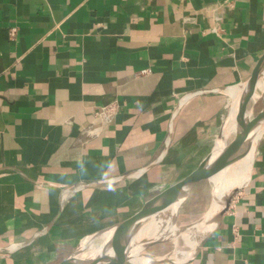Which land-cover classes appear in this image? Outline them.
Instances as JSON below:
<instances>
[{
  "label": "crops",
  "instance_id": "crops-1",
  "mask_svg": "<svg viewBox=\"0 0 264 264\" xmlns=\"http://www.w3.org/2000/svg\"><path fill=\"white\" fill-rule=\"evenodd\" d=\"M263 52L264 0H0V264L57 262L195 166ZM181 264H264V132Z\"/></svg>",
  "mask_w": 264,
  "mask_h": 264
},
{
  "label": "water",
  "instance_id": "water-1",
  "mask_svg": "<svg viewBox=\"0 0 264 264\" xmlns=\"http://www.w3.org/2000/svg\"><path fill=\"white\" fill-rule=\"evenodd\" d=\"M263 63L264 52L257 59L247 79L230 87L234 89V92L230 94L226 106V114L223 119L225 124H228L231 121L233 100L235 96H242L244 93L252 89V86L256 84L260 76L264 73V67L262 68ZM249 100L250 99H248V101ZM244 111V113L234 120L229 128V133L225 138L223 134L224 123L222 122L214 146L190 171L175 182L145 198L134 210L129 212L123 218L83 235L67 254L53 264H133L127 260L121 250H117V244L120 243L121 245L119 244V246L121 248L124 247V244L127 246V240L125 239L132 235V232L135 229L147 223L151 218L159 217L162 212L170 210L174 205H178L180 208L181 203L196 185L202 182L214 185L233 162H236L247 153L246 151L242 154H238L239 141L255 128L264 125V105L262 104V107L254 114L247 112V105ZM124 177L125 175L119 176L116 180H120ZM108 182L110 181L101 183ZM241 186L238 189H240ZM211 190L212 189H210V192ZM236 190H234V192ZM231 200V198L226 200L215 223L205 233L198 245L194 248L193 252L185 259L171 263L181 264L191 259L196 254L208 235L213 231L214 227L224 215ZM120 237L123 240H119ZM159 241L162 240L156 242ZM156 242L154 241V243ZM109 248L112 250L110 254L107 250ZM163 262L168 263L166 260Z\"/></svg>",
  "mask_w": 264,
  "mask_h": 264
},
{
  "label": "bare ground",
  "instance_id": "bare-ground-1",
  "mask_svg": "<svg viewBox=\"0 0 264 264\" xmlns=\"http://www.w3.org/2000/svg\"><path fill=\"white\" fill-rule=\"evenodd\" d=\"M233 90L229 88L228 93L232 94L234 92ZM258 97L262 99V104L264 105V73L260 76L256 84L252 86V89L242 96H235L231 121L228 124L223 122L225 134L229 133V128L234 120L245 112L244 109L246 108L248 99L254 100ZM263 132L264 125H261L240 139L238 154L246 151L247 153L239 159V162H233L214 185L209 187L212 189L211 201L200 221L195 222L190 227L181 229V226L177 225L175 220L179 207L178 205H174L170 210L162 212L159 217L151 218L147 223L135 229L132 235L125 239L127 240V246L124 244V247L121 248L119 243L116 246L117 250H121L127 260L133 264H163L164 260L168 263L179 262L188 257L205 233L215 223L226 200L231 198L234 190L238 189L245 182L255 150L256 139ZM182 237L188 242L187 248L177 247V240ZM119 240L123 239L120 237ZM158 240H172L175 246H177L172 252L163 255L152 256L146 254L145 250L152 246L154 241L156 242ZM107 250L109 254L112 251L111 248Z\"/></svg>",
  "mask_w": 264,
  "mask_h": 264
},
{
  "label": "rangeland",
  "instance_id": "rangeland-1",
  "mask_svg": "<svg viewBox=\"0 0 264 264\" xmlns=\"http://www.w3.org/2000/svg\"><path fill=\"white\" fill-rule=\"evenodd\" d=\"M263 67H264V63L262 65V68ZM261 107H262V101L260 98H257L255 100L250 99L247 103V112L250 114H254ZM224 117L221 119L220 127L222 126V122H223ZM223 134H224V138L228 135L225 133H223ZM257 140L258 139H256V142H257ZM256 142H255V144H256ZM236 162H239V160H237ZM170 167H171V170L169 173L170 178L168 180L163 181L161 179L160 180L156 179V181H154V182H140V181L136 180V183L134 186L137 187V190L134 191V194L137 192L136 195L140 194L139 196H141V197H144V196L149 197L150 195H152V194L156 193L157 191L161 190L162 188H164L166 185H169V184L175 182L176 180H178L179 178H181L188 171H190L194 167V165L193 164H184V165L178 164L176 166H170ZM210 186L211 185H209L206 182H202V183L196 185L191 190V192L188 194V196L185 198V200L181 203L180 208H179V210H177L178 212L175 216L176 223H177V225L181 226V229L182 228L185 229L187 227H190V225H192L195 222H198L202 219V217H203L205 211L208 209L210 201H211V192H210V188H209ZM238 190L239 189H237L233 193L231 199L235 196V194L238 192ZM110 219H112V218H110ZM187 243H188L187 240H185L182 237L179 240H177L178 246L177 245L176 246L178 248H187L188 247ZM176 246L172 240H168V241L162 240V241L154 243L152 246H150L148 249H146L145 253L148 255H152V256L163 255V254L172 252V250H174Z\"/></svg>",
  "mask_w": 264,
  "mask_h": 264
},
{
  "label": "built area",
  "instance_id": "built-area-1",
  "mask_svg": "<svg viewBox=\"0 0 264 264\" xmlns=\"http://www.w3.org/2000/svg\"><path fill=\"white\" fill-rule=\"evenodd\" d=\"M14 31H15L14 28H11V29L9 30V34L12 35V34L14 33ZM144 71H145V70H142V73H143ZM140 73H141V72H140Z\"/></svg>",
  "mask_w": 264,
  "mask_h": 264
}]
</instances>
